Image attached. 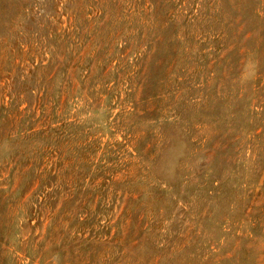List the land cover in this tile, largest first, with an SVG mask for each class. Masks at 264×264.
Segmentation results:
<instances>
[{"label": "rangeland", "instance_id": "obj_1", "mask_svg": "<svg viewBox=\"0 0 264 264\" xmlns=\"http://www.w3.org/2000/svg\"><path fill=\"white\" fill-rule=\"evenodd\" d=\"M63 59L54 180L0 139V264H264V0H0V105Z\"/></svg>", "mask_w": 264, "mask_h": 264}, {"label": "trees", "instance_id": "obj_2", "mask_svg": "<svg viewBox=\"0 0 264 264\" xmlns=\"http://www.w3.org/2000/svg\"><path fill=\"white\" fill-rule=\"evenodd\" d=\"M141 5L144 7V4ZM143 11L141 14L144 15ZM144 39L145 37L142 35V44L143 42H145ZM143 45L145 47V43ZM141 55H145L144 50L138 52L135 59L138 60ZM39 68L47 70L42 75L39 83L36 85L38 88V92H36L35 96H33L35 99L33 105L29 104L27 107L19 109L20 105L15 104L19 101L21 94L17 91H14L13 95L11 93L8 94L10 103L4 104L2 102L0 105V139L2 138L3 134H5V136H7L8 138H12L13 140L18 141V143H27V141L33 135H37L39 136V138L44 139L42 141L44 147L40 148L41 150L37 152V154L39 156V159L45 160L42 162L43 164L46 163V165L42 169H40L39 172L35 170V175L32 173L31 170L33 169V164L29 162L30 159H23L20 164L19 159H17L15 163L19 164V168L16 169L17 166L13 168V171L16 172V176L21 177L22 175H24V170L27 174L31 173L30 176H32V179H30L29 185H31V183L41 174L45 175L47 179L54 180L55 178V171L53 170L52 165H50V157L52 158L51 155H53L54 153V149L52 146L56 143V141L61 137L62 134H57L58 136H56V139L54 141V135H52L51 132H53V130L55 129H58V127L56 126L55 128H52L50 122L52 119L59 120L61 113H59V116L56 117L57 112H61V109L68 102V90L69 88L72 89L66 72L68 66L67 64H65L64 59L62 62H57L52 66H45L40 63ZM139 73L140 72L138 71V74ZM57 75L61 76V83L56 87L55 78ZM19 84L25 86L26 76H24L22 81H19ZM55 87L56 89H54ZM39 91H41L40 95ZM31 92L32 91L29 90V94L32 95L33 93ZM38 110L39 116L36 117L35 114L36 112H38ZM25 118H27L28 124L27 128L23 130ZM59 122L61 124L64 123L62 121H58V123ZM45 154H48L49 156ZM37 169L39 170V167H37ZM3 228L5 229V227L2 226V223H0V238L2 237L1 232ZM0 245H2L1 241ZM54 248H56V246ZM90 248L91 246L89 244H75L74 246L68 245L67 252L71 255L72 259H77L78 263L80 264H96V254L94 252H91Z\"/></svg>", "mask_w": 264, "mask_h": 264}]
</instances>
